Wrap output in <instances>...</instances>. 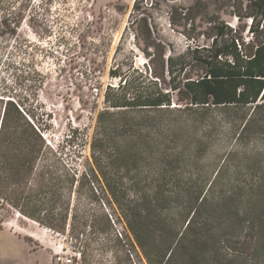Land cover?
<instances>
[{
    "label": "trees",
    "instance_id": "1",
    "mask_svg": "<svg viewBox=\"0 0 264 264\" xmlns=\"http://www.w3.org/2000/svg\"><path fill=\"white\" fill-rule=\"evenodd\" d=\"M5 5L0 0V43L8 34L16 37L22 20ZM246 8L252 22L248 42L220 22L213 28L211 54L196 47L163 60L169 80L150 67L153 87L141 88L128 74H118V86L104 94L107 106L97 114L83 170L60 161L44 135L50 131L44 117L36 126L41 133L30 138L8 126L10 111L4 106L0 186H8V178L19 186H38L39 207L46 206L48 216H37L21 202L28 192L14 193L15 201L8 203L53 231L69 229L76 238L82 228L93 234L81 243L84 264H92L95 249L126 251L124 240L146 264H264V149L254 144L264 138V0H249ZM138 19L133 21L137 35L143 22L151 36L147 19ZM193 66L201 69L197 78L173 76L175 69L186 76ZM214 109L228 110L231 132L218 168L206 156L219 139L209 129L203 135L196 129L215 125L207 121ZM8 128L16 130L13 135H6ZM6 195L0 190L3 200ZM100 197L112 213L98 203L99 214L88 220L83 200ZM116 223L124 232L113 233ZM99 236L103 239L94 247Z\"/></svg>",
    "mask_w": 264,
    "mask_h": 264
},
{
    "label": "rangeland",
    "instance_id": "2",
    "mask_svg": "<svg viewBox=\"0 0 264 264\" xmlns=\"http://www.w3.org/2000/svg\"><path fill=\"white\" fill-rule=\"evenodd\" d=\"M5 2L7 12H20L22 20L16 37L8 34L0 43V111L7 105L8 126L15 125L30 138L35 137V132L41 133L36 126H40L44 117L50 131L43 133L60 153V161L79 170L90 161L89 140L97 114L107 106L104 94L110 86H118L122 74H128L132 84L141 88L153 87L155 78L150 67L169 80L163 60L168 55L189 53L196 47L211 54L216 46L213 28L220 22L239 36L240 41L252 39L249 31L252 22L246 8L249 0ZM141 17L147 19L151 36L145 34L143 22V33L137 35L133 21ZM262 21L263 17L258 16L257 22ZM184 73L175 69L173 76L177 81L197 78L201 69L193 66L186 76ZM173 97L174 105H179L176 96ZM210 115L207 121L215 125L207 122V127L198 124L196 129L202 135L209 129L214 132L212 138L219 139L206 156L212 168L216 165L218 168L228 149V134L231 135L228 110L214 109ZM223 123L226 125L218 130ZM5 130L6 135L16 131ZM254 144L264 149V138ZM225 169L228 172V166ZM5 181L9 185L0 186L1 191L7 192L5 200L0 197V264H84L81 243L93 234L82 228L76 238V232L69 229L56 232L23 215L8 203L15 201L14 193L28 192L30 196L21 202H27L29 210L37 216H48L44 215L47 207H39L42 197L38 186H19L14 178ZM83 202L88 220L99 214L98 203L111 212L102 197L99 202ZM113 228V233L124 232L122 224L116 223ZM102 239V236L95 239L93 246ZM124 242L126 251L117 255L95 249L92 264H129V259L133 264H146L140 253L138 258L132 251L129 241ZM60 255L71 258L72 262L61 263Z\"/></svg>",
    "mask_w": 264,
    "mask_h": 264
},
{
    "label": "built area",
    "instance_id": "3",
    "mask_svg": "<svg viewBox=\"0 0 264 264\" xmlns=\"http://www.w3.org/2000/svg\"><path fill=\"white\" fill-rule=\"evenodd\" d=\"M58 261H60L61 263H71L72 259L69 257H64L62 255L58 256Z\"/></svg>",
    "mask_w": 264,
    "mask_h": 264
}]
</instances>
